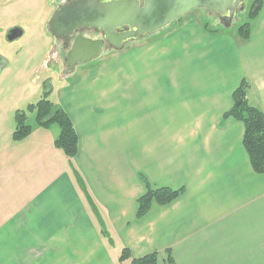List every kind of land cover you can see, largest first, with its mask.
I'll use <instances>...</instances> for the list:
<instances>
[{
	"label": "crops",
	"instance_id": "1",
	"mask_svg": "<svg viewBox=\"0 0 264 264\" xmlns=\"http://www.w3.org/2000/svg\"><path fill=\"white\" fill-rule=\"evenodd\" d=\"M255 1L246 0L247 15ZM261 5L248 40L192 11L161 34L61 73L66 83L51 94L78 134L73 161L55 147L60 130L35 119L29 137L14 142L21 108L0 102V264H128L125 249L131 259L156 253L161 264H264V175L252 169L243 123H222L243 81L264 113ZM50 19L39 22L44 30ZM15 28L21 38L24 30L10 27L0 39L1 84L20 55L6 44L17 40H8ZM30 86L16 89L26 102L44 88ZM147 183L184 192L139 218Z\"/></svg>",
	"mask_w": 264,
	"mask_h": 264
},
{
	"label": "water",
	"instance_id": "2",
	"mask_svg": "<svg viewBox=\"0 0 264 264\" xmlns=\"http://www.w3.org/2000/svg\"><path fill=\"white\" fill-rule=\"evenodd\" d=\"M245 3L246 0H120L100 5L99 2L80 1L54 13L50 32L53 36L61 31L69 35L76 27L88 25L105 35L112 43V50L120 51L128 42L157 34L195 10L208 12L225 28H230L238 13L244 10ZM88 20L91 22L86 24ZM125 28L126 32H117ZM21 35L22 31L15 28L9 32L8 40L14 41ZM102 50L100 40L82 35L76 37L66 58L68 72L73 73L79 65L99 58Z\"/></svg>",
	"mask_w": 264,
	"mask_h": 264
},
{
	"label": "trees",
	"instance_id": "3",
	"mask_svg": "<svg viewBox=\"0 0 264 264\" xmlns=\"http://www.w3.org/2000/svg\"><path fill=\"white\" fill-rule=\"evenodd\" d=\"M261 0H256L249 13L248 21L238 28L240 37L248 40L250 36V21L257 17L261 10ZM250 85L243 81L232 95V105L223 116L222 123L228 119H236L244 125L243 145L248 154L252 169L256 174L264 175V113L253 107L248 101V90ZM45 97L37 103L30 104L25 110H18L15 113L16 130L13 133V141H24L32 133V126L28 124L29 115L35 116L36 123L41 128H49L51 125H58L60 134L55 141V147L61 150L65 156L73 161L79 152V138L76 129L67 112L58 103L49 99L52 89L45 84ZM76 178L83 188L82 178L76 172ZM146 193L138 200L137 216L142 218L155 205L166 206L180 196L184 190L172 188H153L147 183ZM91 203L90 197L87 195ZM94 213L101 225L102 233L112 243L105 223L97 208L91 203ZM170 263H173L172 256H169ZM120 262L128 264H161L158 254H150L138 259H131L127 249L123 250Z\"/></svg>",
	"mask_w": 264,
	"mask_h": 264
},
{
	"label": "rangeland",
	"instance_id": "4",
	"mask_svg": "<svg viewBox=\"0 0 264 264\" xmlns=\"http://www.w3.org/2000/svg\"><path fill=\"white\" fill-rule=\"evenodd\" d=\"M54 4V0H0V39L10 27H20L24 30V35L21 38L12 43L6 41V44H14L15 48L19 47L21 50L19 53L20 55L15 57L16 61L10 60L6 76L2 79L3 83L1 84L0 82L2 88V92L0 91L1 103H8V106L17 104L21 110H25L30 104L37 103L45 97V84L53 91L66 83L64 78L60 75L62 73L67 76L69 73L66 60H63L61 55L63 50L61 52L60 44H56L55 40L48 32V29L44 30L43 25L39 23L41 20L47 21L51 17L52 11L55 8ZM29 5H33L35 11L27 9ZM249 5L250 1L246 3V9L249 8ZM246 9L236 16L232 23L231 30L239 28L248 21L249 15L245 13ZM195 12H201L206 18H209L211 27L217 25L222 27L219 20L209 15L208 12L204 10H195ZM167 28L157 34L163 33ZM157 34L147 36L139 41L150 39ZM137 42L138 41L130 43L126 45V47ZM2 50L3 49L0 48V52H2ZM7 51L8 50H6L5 54ZM111 52L114 51L105 48L99 58ZM99 58L86 65L95 62ZM86 65H79L76 70ZM26 82H29L31 85L30 87L35 90L39 87H44L42 88V93L39 96H34L35 98L29 102L22 99L24 93L21 91L17 92L16 90ZM49 99L58 103L54 94H51ZM29 119L30 124L34 122V115L30 114ZM53 126L60 130L58 125L54 124Z\"/></svg>",
	"mask_w": 264,
	"mask_h": 264
},
{
	"label": "flooded vegetation",
	"instance_id": "5",
	"mask_svg": "<svg viewBox=\"0 0 264 264\" xmlns=\"http://www.w3.org/2000/svg\"><path fill=\"white\" fill-rule=\"evenodd\" d=\"M86 2L88 4H92V3H97L99 2L100 5H105L109 2H112V1H120V0H54L55 4H54V9L52 11V15H51V19L50 21L48 22L47 24V28L48 29V32L50 33V35L53 37V39L55 40V42H57L58 44H60V48H61V52H62V57H63V60L67 58V54L69 52V49L70 47L72 46V44L74 43V40L76 39V37L82 35V36H85V37H88V38H92V39H95V40H100L102 43H103V50L105 48H109L110 50H112V43H110L109 41H107L105 39V35H103L102 33H99V29L95 28V27H90L88 25H84V26H78L74 29L73 33L72 34H69L67 35L66 32L64 31H61L59 32V35L58 36H53L50 32V25L52 23V19H53V16H54V13L58 10H60L61 8L63 7H66V6H69V5H72L76 2ZM90 2V3H89ZM181 19V18H180ZM179 20V19H178ZM86 24L90 23L91 20H88V21H85ZM82 23V22H81ZM73 28H70V31H72ZM127 31V28L125 29H122V30H118L117 32L118 33H123V32H126ZM78 32V33H77ZM135 41H132V42H128L126 45L130 44V43H133ZM126 47V46H125ZM102 50V51H103ZM114 51V50H112ZM102 53V52H101ZM67 64V63H66ZM67 66V65H66Z\"/></svg>",
	"mask_w": 264,
	"mask_h": 264
}]
</instances>
